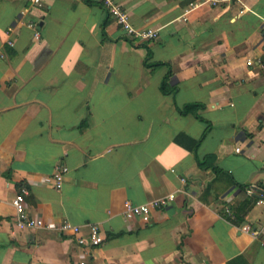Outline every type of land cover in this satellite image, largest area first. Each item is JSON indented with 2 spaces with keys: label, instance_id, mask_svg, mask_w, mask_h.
<instances>
[{
  "label": "crops",
  "instance_id": "obj_1",
  "mask_svg": "<svg viewBox=\"0 0 264 264\" xmlns=\"http://www.w3.org/2000/svg\"><path fill=\"white\" fill-rule=\"evenodd\" d=\"M118 1L159 36L103 0H0V264H264V0ZM23 188L45 225H16Z\"/></svg>",
  "mask_w": 264,
  "mask_h": 264
},
{
  "label": "built area",
  "instance_id": "obj_2",
  "mask_svg": "<svg viewBox=\"0 0 264 264\" xmlns=\"http://www.w3.org/2000/svg\"><path fill=\"white\" fill-rule=\"evenodd\" d=\"M35 2H39L40 0H34ZM207 0H202V2ZM211 2H216L217 0H210ZM104 5L107 10L114 14L118 23L125 29V31L134 38L139 41H147L159 36V29L155 27L150 28H138L134 24H132L130 20L129 11L118 1V0H103ZM249 62H252V59H249ZM237 150H240V147H236ZM68 172V167L63 164H58L56 166L55 176L53 178L54 185L57 188H60L66 178V173ZM28 194V190L23 188L20 192H18L13 200L12 204L15 208L16 213V225L19 228H26L31 226H42L45 225V221L43 217L37 216H29L26 210V195ZM175 193H168L165 195H161L153 198V200L143 203V204H134L131 201H125V215L129 218H133L138 215L149 214L154 207H162L170 204L175 199ZM89 236L87 237L82 232V226L76 223H71L69 221L62 222L57 225L56 228L65 234H74L78 240V242L83 244H91V245H99L104 241V235L100 226L96 223H89ZM247 227V226H246ZM80 264H85L84 261H81Z\"/></svg>",
  "mask_w": 264,
  "mask_h": 264
},
{
  "label": "trees",
  "instance_id": "obj_3",
  "mask_svg": "<svg viewBox=\"0 0 264 264\" xmlns=\"http://www.w3.org/2000/svg\"><path fill=\"white\" fill-rule=\"evenodd\" d=\"M89 4H92L93 3V0H87ZM150 55H152V51H150V54H149V57ZM159 64H162V62H155V63H148L147 61L145 62V65L147 66H150V65H159ZM161 88L163 91L165 92H170V93H173L176 91V88L172 87L169 85L168 81H167V78H165L163 81H162V85H161ZM200 106H203L201 103L199 102H192V103H188L184 106L183 108V112L184 113H190V112H195L198 116V112H197V108L200 107ZM199 163L201 165H203V161L201 159H199ZM217 172H220L221 170L217 167L214 168ZM242 188H244L245 186L244 185H241ZM237 216H238V213H237Z\"/></svg>",
  "mask_w": 264,
  "mask_h": 264
},
{
  "label": "water",
  "instance_id": "obj_4",
  "mask_svg": "<svg viewBox=\"0 0 264 264\" xmlns=\"http://www.w3.org/2000/svg\"><path fill=\"white\" fill-rule=\"evenodd\" d=\"M255 195L264 200V189H258V193H255Z\"/></svg>",
  "mask_w": 264,
  "mask_h": 264
}]
</instances>
